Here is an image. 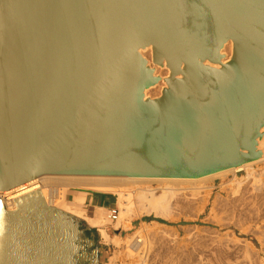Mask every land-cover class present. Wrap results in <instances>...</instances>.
<instances>
[{
  "label": "water",
  "instance_id": "1",
  "mask_svg": "<svg viewBox=\"0 0 264 264\" xmlns=\"http://www.w3.org/2000/svg\"><path fill=\"white\" fill-rule=\"evenodd\" d=\"M144 50L168 70L153 98ZM263 136L264 0H0V192L197 179L260 159ZM14 206L0 205V264H72L41 191Z\"/></svg>",
  "mask_w": 264,
  "mask_h": 264
},
{
  "label": "rangeland",
  "instance_id": "2",
  "mask_svg": "<svg viewBox=\"0 0 264 264\" xmlns=\"http://www.w3.org/2000/svg\"><path fill=\"white\" fill-rule=\"evenodd\" d=\"M253 171L263 172L264 164L254 165ZM244 176L246 173L241 171L236 178L240 180ZM233 179L228 174L225 179L216 178L212 181V199L205 210H200L198 206L199 196L195 193L190 196L191 193L184 192L185 194L177 196L173 202L170 201L168 219L155 216L153 211L146 214L139 207L141 218L132 219L128 230L115 229L114 223L107 221L99 229L106 230L111 239L117 236L121 242L117 245L106 243V253L101 252L102 257L98 264H111V261L112 264H132L137 257H133L134 253H130V257L124 241L128 236L137 234L145 244L141 246L144 247L143 254L145 253L141 254L142 264H264V187L262 192L254 191L252 181L249 180L247 186L244 184L238 190ZM262 180L264 181V177ZM151 188L157 189L158 186L153 184ZM85 192L70 190L66 197ZM158 192L155 191L156 196L160 194ZM103 196L109 204L104 211V218L110 209H116L119 214L116 196ZM134 207L137 211L136 205ZM59 215L62 218V214ZM98 241L103 240L98 237ZM97 247L101 249L103 246Z\"/></svg>",
  "mask_w": 264,
  "mask_h": 264
},
{
  "label": "bare ground",
  "instance_id": "3",
  "mask_svg": "<svg viewBox=\"0 0 264 264\" xmlns=\"http://www.w3.org/2000/svg\"><path fill=\"white\" fill-rule=\"evenodd\" d=\"M231 49L232 46L231 43L229 42L221 50V54L224 57L222 60L223 63L228 61L231 55ZM141 54L147 60L150 67L154 70V75L160 78V81L155 86L145 90V97H150V98L157 97L159 96L161 90L165 87L164 79H166L168 76V70L161 67L152 66L151 56H150L151 53L149 50L141 51ZM152 91L156 93H151ZM259 148L262 150L263 153L260 159L247 163L237 168L225 170L213 175H209L197 179L44 176L35 179L27 184L21 185L10 191L0 192V205L4 210L12 211L15 208L14 200L24 195H27L33 191L40 190L46 204L53 210V214L57 219H62L59 217L60 213H67L74 217L83 218L84 221L91 227L101 228L108 221V223L111 224L114 223L115 229L128 230L132 219L141 218V213H140L141 211L138 212V210L140 209L143 210L146 214L149 213L150 211H153L155 216L168 219L167 215H169L168 206L169 204H171L170 201L172 200L174 201L175 198L177 199V196L183 194L184 192L191 193L190 196H192V193H195L196 196H199L197 197V199L199 198L198 206L200 210H205L208 204L211 203L210 200L212 199L211 196H212V191L214 189V185L212 181L216 178H221V180L225 179V177L228 174H231L233 176L234 178L233 180L238 190L244 184H246L247 186L248 181L251 180L252 181L251 184L254 191L257 192L261 191L264 187V181L262 180V177H264V171L256 173L255 171H253V166L257 164H264V136L261 142H259ZM241 171L245 172L246 176H244L243 179L237 180L236 175L238 172ZM153 184L157 185L158 188L152 189L151 185ZM70 190L97 192V193L110 194L116 196L117 199L116 203L119 209L118 210L119 214L117 212L116 221L114 222L111 221L108 218V214L107 217H105L106 218L105 219L104 218L105 214H103L101 211H99L100 213L98 218L91 219L89 216H85L84 211L80 208V206L83 205L84 203V197L82 196L76 197L74 199L73 205L70 206L67 205L65 199L67 192ZM156 190L160 192L158 196L155 195ZM193 196L195 197L194 194ZM135 203L140 204V206H137V204ZM134 205H136L137 211L135 210ZM139 207L141 208L139 209ZM62 221L65 224V231H66L65 236L67 239L66 222L63 219ZM100 234L103 240L105 241V243L112 242L117 245L119 242H121L120 238H118L117 236L116 238L113 237L114 239H111L103 229H100ZM126 239L127 240L124 241V244L126 249L130 251L129 252L130 257L132 256L130 253H134L133 257L134 256L137 257V259L135 258L136 259L135 261L133 260L134 261L133 263L142 264L141 254H143L142 250L144 249V247H142L143 248L142 249L141 246L145 245L144 240L142 241V239L138 237V234L137 236L136 235L128 236ZM67 241L69 243V258H70L71 245L69 238ZM149 251H147V254ZM72 264H74V262H72Z\"/></svg>",
  "mask_w": 264,
  "mask_h": 264
},
{
  "label": "crops",
  "instance_id": "4",
  "mask_svg": "<svg viewBox=\"0 0 264 264\" xmlns=\"http://www.w3.org/2000/svg\"><path fill=\"white\" fill-rule=\"evenodd\" d=\"M79 196L84 197V203L80 208L84 211L85 216H89L91 219L97 218L100 213L99 211L105 214L104 211L108 209L109 204L101 193H75L69 196V198L66 197V204L69 206L73 205L74 199ZM61 214L67 226V236L71 245L70 258L72 262L74 264H98L101 261V252L106 253L104 247H108V244L104 242L100 234V229L89 226L83 218L74 217L67 213ZM71 224L73 226L72 228L69 226ZM104 231L107 234V231ZM98 237L103 241H98ZM97 245L103 247L98 249Z\"/></svg>",
  "mask_w": 264,
  "mask_h": 264
},
{
  "label": "built area",
  "instance_id": "5",
  "mask_svg": "<svg viewBox=\"0 0 264 264\" xmlns=\"http://www.w3.org/2000/svg\"><path fill=\"white\" fill-rule=\"evenodd\" d=\"M108 218L111 220V221H116V218H117V211L116 209H110L108 210Z\"/></svg>",
  "mask_w": 264,
  "mask_h": 264
},
{
  "label": "trees",
  "instance_id": "6",
  "mask_svg": "<svg viewBox=\"0 0 264 264\" xmlns=\"http://www.w3.org/2000/svg\"><path fill=\"white\" fill-rule=\"evenodd\" d=\"M70 226V228H72L73 226H72V224L71 225H69ZM72 261V260H71Z\"/></svg>",
  "mask_w": 264,
  "mask_h": 264
}]
</instances>
